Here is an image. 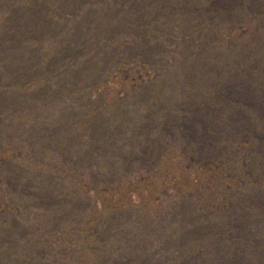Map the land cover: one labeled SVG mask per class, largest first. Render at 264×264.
<instances>
[{
    "label": "rangeland",
    "instance_id": "1",
    "mask_svg": "<svg viewBox=\"0 0 264 264\" xmlns=\"http://www.w3.org/2000/svg\"><path fill=\"white\" fill-rule=\"evenodd\" d=\"M0 264H264V0H0Z\"/></svg>",
    "mask_w": 264,
    "mask_h": 264
}]
</instances>
